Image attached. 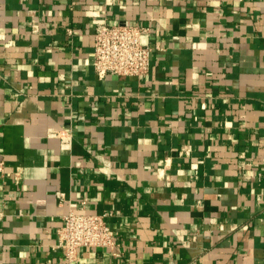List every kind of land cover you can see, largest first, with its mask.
<instances>
[{
  "label": "crops",
  "instance_id": "obj_1",
  "mask_svg": "<svg viewBox=\"0 0 264 264\" xmlns=\"http://www.w3.org/2000/svg\"><path fill=\"white\" fill-rule=\"evenodd\" d=\"M101 21L147 74L96 76ZM1 161L0 264H67L69 209L116 230L73 264H264V0H0Z\"/></svg>",
  "mask_w": 264,
  "mask_h": 264
},
{
  "label": "built area",
  "instance_id": "obj_2",
  "mask_svg": "<svg viewBox=\"0 0 264 264\" xmlns=\"http://www.w3.org/2000/svg\"><path fill=\"white\" fill-rule=\"evenodd\" d=\"M151 29L146 25L101 21L93 31V68L99 79L107 75L135 76L147 74L154 49L150 44ZM50 136H58L61 146L67 147L70 138L50 129ZM109 162L106 163L108 165ZM0 162V171H3ZM18 172H15L17 175ZM59 202L63 194L57 192ZM84 203V202H82ZM83 209V204L80 206ZM110 212L87 213L68 210L58 229V245L67 264H73L82 248L106 249L113 252L116 230L107 221Z\"/></svg>",
  "mask_w": 264,
  "mask_h": 264
}]
</instances>
